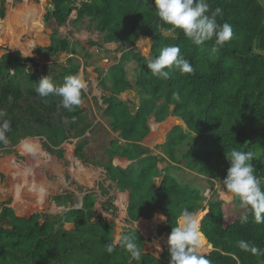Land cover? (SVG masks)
Segmentation results:
<instances>
[{"label": "trees", "instance_id": "obj_1", "mask_svg": "<svg viewBox=\"0 0 264 264\" xmlns=\"http://www.w3.org/2000/svg\"><path fill=\"white\" fill-rule=\"evenodd\" d=\"M0 2V19H4V0ZM40 3L46 10L45 24L54 21L57 27L64 26L75 13L74 26L87 18L102 35L104 44L121 42L131 47L126 51L122 48L116 64L111 58L102 60L106 64L103 65L105 76L102 70L95 69L98 86L111 92V96L102 99L107 106L102 116L109 120L111 131L118 133L107 155L136 161L125 170L110 164L105 166L107 178L116 182L121 191L129 193L130 222L150 220L159 210L166 223L152 233L162 241L157 243L166 244L180 211L186 208L195 213L202 209L204 202L200 188L182 184L169 173L162 176L156 188L154 179L161 175L157 163L163 157L150 155L151 151L140 144L148 134L150 116L161 123L173 115L192 134L187 135L180 126H174L167 133L161 148L171 162L183 164L184 168L209 180H219L226 177L230 166L225 159L228 151L232 148L250 151L255 175L264 187V2L208 0L210 10L223 9L217 22L232 26V37L223 46L215 45L214 39L197 46L179 30L162 31L159 27L162 22L155 16L154 0H41ZM165 32H172L173 37L165 36ZM57 34L54 31L49 45L36 47L35 52L71 55L73 59L60 65V72L47 66L39 72L34 60L22 57L19 52H8L0 58V112L5 113L0 123H10L6 133L8 143L0 142L3 154L10 153L22 139L40 138L44 151L62 158L58 148L70 139H79L75 157L86 162L83 138L91 125L83 115L81 103L69 112L62 106L60 97L41 98L33 84L47 75L56 85L62 84L66 76H78L81 65L74 58L79 54L66 37ZM140 37L150 41L149 58L133 49ZM88 45L97 44L89 41ZM172 45L179 46L194 71L182 74L169 69L166 80L152 76L147 68L149 59ZM83 57L90 56L85 53ZM128 62L135 65L133 84L126 79L124 64ZM128 89H135L139 97L133 114L128 104L117 98ZM86 96L83 89L81 99ZM119 140H124V144L120 145ZM178 146L185 148L181 159ZM51 200L61 206L71 205L61 215L36 213L27 219L15 216L7 206L0 208V264H169L168 246L156 257L146 249L151 242L138 231L131 230L121 237H130L138 244L142 252L139 261L121 247L120 240L115 244L113 224L95 217L94 195L86 193L79 209L72 208L73 194L52 196ZM237 205V200L226 203L210 198L207 201V213L202 211L199 228L203 247L198 253L212 248L205 254L211 264H264V255H253L238 247V242L244 240L264 250V224L255 223L251 213H247L248 222L242 224L241 216L235 211ZM65 223L73 224L74 229H64ZM107 244L113 245V253L106 252Z\"/></svg>", "mask_w": 264, "mask_h": 264}, {"label": "crops", "instance_id": "obj_2", "mask_svg": "<svg viewBox=\"0 0 264 264\" xmlns=\"http://www.w3.org/2000/svg\"><path fill=\"white\" fill-rule=\"evenodd\" d=\"M26 9V8H25ZM24 9V10H25ZM31 11H34V14L38 15L40 13L38 10H33L30 8H27ZM29 11V12H30ZM27 14V13H25ZM10 15L7 14L6 24H5V31L9 30L10 28V21L8 18H11ZM26 17V15H24ZM37 18V17H36ZM37 23V22H36ZM8 28V29H7ZM165 35V33H164ZM93 42V41H92ZM50 43V42H49ZM101 45V49L105 52H107V55L111 58L110 61L113 62V64H116L118 60L120 59L122 55V48H124V51L130 50L131 47L124 44V43H99ZM96 48V47H95ZM133 49L140 53L142 56L146 57L150 53V41L149 39H145L144 37H140L139 40L134 45ZM107 57V56H106ZM103 58V57H102ZM149 58V57H146ZM95 60H97L96 56H93L89 58L87 61V65L85 67L83 64H81V67L78 72V76L83 80L84 83H87V86H90V82L92 87L90 96L91 99L95 98L94 102L90 101V103H87L85 106L82 104L81 109L84 110V116H86L87 123L91 125L90 131H88L84 135V148L83 152L85 154L86 162H83L81 160H78L75 157V148L76 144L79 141V139H70L67 142L63 143L58 149H61L62 158H58L55 154L51 155L43 150L42 144H30L28 142H24L26 144H29V149H26L22 143L19 149H11V152L8 154H3L2 151H0V172L2 174H5V171H8L9 173H12L14 171H26L22 175V180L19 184V186H23V190L28 193L26 196V201H22L23 203H27L26 209L20 208L19 204L13 205V200L11 201L12 205L9 204L4 196V192L2 189V183L0 178V208L2 206H7L11 208L14 212V215L19 218H29L31 215L36 213H42L47 214V210L40 212V210H34L36 207L42 206L44 208L47 204V200L50 201V205H47L45 209H52L51 204L54 203V207H63L66 210L62 213H58L56 215H61L68 211L70 208V203H68L66 206H61L56 204L54 201L51 200V197L47 196V191L51 189L50 186H52V182L48 180L49 176H54L57 179V188H62L64 190L63 194L69 193L73 194L75 198L78 196L79 203H75L72 208L79 209L82 205L83 197L86 193H89L91 195H94L96 200L94 204L93 211L95 212V217H100L103 220H107L108 222L112 223L114 226L113 231V237L114 240L118 241L120 240L123 233H127L131 230L138 231L142 235V231L137 228L138 222H143L146 224H143L142 228H148V234L151 233L153 230L155 232V229L159 226H164L166 223V220H161L160 216H165L159 211H155L152 218L150 220L146 219H138L136 221L130 222L127 215V205H128V192L127 191H121L118 188V185L116 182H112L107 178L106 168L105 166L107 164H110L113 168L125 170L128 167H132L136 164L135 160H128L127 158L120 157V156H113L109 157L107 155V150L110 148V143L118 136V133H113L110 130L109 120L102 116L104 110L106 109V105H103L102 99L107 98L111 96L110 91H104L102 88L98 86V75L95 73V69L99 68L103 71V76H105L106 69L103 68V65H106L104 62L97 60L98 62L93 63ZM132 65L131 63H125L124 67H128V65ZM127 71V70H126ZM127 75V73H126ZM87 77L88 80L84 81ZM129 79V82L133 84V82L130 80L131 76H127ZM90 80V82H89ZM87 94V93H86ZM88 97V95H87ZM117 98L123 102H126L128 104V107L130 108L132 114L134 111L138 108L139 103V97L136 93L135 89H128L122 92ZM96 105L98 107H96ZM172 111V108L170 109V112ZM98 113H101V116L98 115ZM103 117V118H101ZM147 126H148V134L141 140L140 144L142 147H145L149 149L150 155L152 156H158L163 157L162 161H159L157 163L158 170L161 172V175L158 178L154 179V184L156 185V188H158L161 184L162 176L166 173L171 174L174 178L177 179L178 182H183L185 184L195 185L197 188L203 189L205 182L209 183V181H212V187L217 189L218 192V199H221V196L225 197L223 200L226 203L231 202V199L229 195L225 194V191L223 190V186L216 182V180H209L208 178L197 174L194 171H191L189 169H186L183 167V164H176L174 162H171L167 157H165L163 150L161 146L164 145L166 141V135L167 133L174 127V126H180L184 132H187V128L184 125V123L177 117L173 115H169L163 122L156 123L153 116H150L147 119ZM100 130H103V134L107 133V138L100 136ZM190 136V135H189ZM110 137V139H109ZM119 144H124V140H119ZM41 142V140H40ZM27 146V147H28ZM92 157V158H91ZM177 168V171L174 169ZM41 174H44V178H42ZM18 177H21L20 175ZM198 179L200 181L199 185H196L194 183V180ZM74 183L76 186L81 187V193L79 195L76 194V191L73 189L68 188V183ZM210 184V183H209ZM214 185V186H213ZM41 189L43 191H41ZM80 189V188H79ZM206 190V189H205ZM19 190H17L18 192ZM30 191V192H29ZM63 194H54L56 195H63ZM99 197V198H98ZM100 197L105 202V204H101L102 201H100ZM74 198V200H75ZM228 199V201H227ZM16 200H19L16 198ZM107 200V205H106ZM209 199L205 200L203 202V207L200 210H197L194 214L195 216L200 213V219L202 218V211H205L207 213V201ZM76 204H79V206L74 207ZM1 210V209H0ZM33 211V212H29ZM46 212V213H45ZM49 214H52L48 212ZM54 215V214H53ZM198 219V218H197ZM149 222V224H147ZM164 224H163V223ZM201 222V221H200ZM63 228L66 230H73V224L65 223L63 225ZM118 230V232H117ZM117 232V233H116ZM115 233V235H114ZM153 235H155L153 233ZM167 237V236H163ZM168 238V237H167ZM151 246L155 244L156 241L162 242L160 239L154 238L150 239ZM201 240V239H200ZM115 242V241H114ZM167 244V243H166ZM202 244V241H201ZM165 245V243L163 244ZM203 245V244H202ZM168 246V245H167ZM152 248V247H151ZM212 249V248H211ZM211 249H209L206 253L208 254Z\"/></svg>", "mask_w": 264, "mask_h": 264}, {"label": "clouds", "instance_id": "obj_3", "mask_svg": "<svg viewBox=\"0 0 264 264\" xmlns=\"http://www.w3.org/2000/svg\"><path fill=\"white\" fill-rule=\"evenodd\" d=\"M154 11L155 16L162 22L159 25L162 31L179 30L186 39L197 46L213 39L215 45L223 46L233 34L231 24L217 22V16H222L223 9L217 7L210 10L208 0H154ZM147 68L152 76L165 80L170 76L169 69L182 74L194 71L190 62L181 54L179 46L175 45L162 48L159 55L148 62ZM33 84L36 93L41 98L50 95L60 97L62 106L69 112L81 103V92L86 88L83 80L77 75L66 76L60 85L54 84L49 75L41 77ZM4 115L5 113L0 112V117ZM9 130L8 121L0 123V142L8 143L6 133ZM225 159L230 166L226 177L222 182L219 181L225 194L237 200L239 207L246 213H251L255 223L264 224V187L255 175V168L252 164L253 154L250 151L245 152L232 148L225 155ZM160 219L165 218L160 216ZM240 222L247 223L248 215H242ZM199 228L200 220L195 214L186 208L182 209L176 226L172 227L167 238L169 264H211L205 255L198 253L201 235ZM146 238L149 240L148 237ZM119 242L132 259L136 261L141 259V249L132 238L124 236ZM238 247L253 255H264V250L244 240L238 242ZM105 249L108 254L114 251L112 244H107Z\"/></svg>", "mask_w": 264, "mask_h": 264}, {"label": "rangeland", "instance_id": "obj_4", "mask_svg": "<svg viewBox=\"0 0 264 264\" xmlns=\"http://www.w3.org/2000/svg\"><path fill=\"white\" fill-rule=\"evenodd\" d=\"M40 1L41 0H4L3 6L5 9V17H4V19H0V21H1L0 23L2 24V28L0 30V58L5 53H8V52H10V53L19 52L22 57L33 59L34 62L38 65V71L39 72L42 71V67H46V66L48 67V69L60 72L59 71L60 65L66 64V60L69 58L73 59L71 57V55H68L66 53H58L57 55L52 56L51 54H49L46 51H42L40 53L35 52L36 47L45 48L49 45L50 35H52V33L54 31H57V33H58L57 36H59L61 38L66 37L67 40L70 42L71 47L77 51V53L79 55L74 59L76 61H78L80 63V65L82 63L85 64V62H86V64H88L87 60L93 56H96L97 60H99V62L100 61L102 62V60H104V61L108 60L110 58L107 55V53H105V51H103L101 49L102 44L96 43V42L103 43L102 42V35L99 32H97L93 23H90L87 18L82 19L81 21H79L77 23V25L74 26L73 20L75 19V13H72V15L69 17L68 21L65 23L64 26L57 27L54 21H51L50 23L45 24L43 21V16L46 13V10L44 9V7H43L42 3H40ZM139 1H141V0H139ZM261 1L264 2V0H261ZM0 5H1V2H0ZM27 8H30L33 10H38L40 12L36 16L37 19L35 20V23H34V29L28 28L27 23L25 22L27 20V15H28L25 13H27V11L29 10ZM7 14L8 15L11 14V16H10L11 18H8V20H11V21L9 24L10 25L9 30L5 31ZM24 15H26V17H24ZM165 36L173 37V33L172 32H165ZM89 41H93L97 45L90 46V45H88ZM85 53L89 54L90 57H88V58L83 57L85 55ZM146 57H149V54ZM97 60H95L93 63L98 62ZM28 66L32 70H35V68L31 64H28ZM134 68H135L134 64L133 65L129 64L128 67H126L127 71L125 73H127V75H126L127 81H129L127 76H131L130 80L133 82L134 77H135ZM11 73H12V71H11ZM86 80H88L87 77L85 78L84 81H86ZM89 82H90V80H89ZM85 85H86V88L84 90L86 91L88 97L86 96V98L81 99V105L83 104L84 106L87 103H90V101H93V103H95L94 102L95 98L91 99V97H89L90 92H91L90 88L92 87L91 82H90V86L89 85L87 86V83H85ZM96 107H98V106L96 105ZM98 115L101 116V113H98ZM101 118H103V117H101ZM100 136L107 138L108 135H107V133L103 134V130H100ZM109 139H110V137H109ZM40 140H41L40 138H25V139H22L15 147H12L11 149L12 150L19 149L21 144L24 142H28L30 144L38 145L39 143L41 144ZM28 145L29 144H26V143L23 144V146L26 149L30 148V146H28ZM181 147L182 146H178V149H180V151H181L179 154V159H181L182 153L185 151V148L184 147L181 148ZM174 170L177 171V168ZM25 172L26 171H14L12 173H9L8 171H5L4 172L5 174H2L0 172V178H1L2 189H3L2 192L5 193L3 197H5V200L11 205H12V203H11L12 200H13L14 206H15V204L17 205L20 203L19 206L22 209H26L27 203H23L22 201H24V200L26 201L25 198H26L28 193L25 191V189L23 190V186L20 187L19 184L21 181H23L22 175ZM19 175L21 177H18ZM41 176L43 179H45L44 174H41ZM48 180H50L52 182V186H50L51 189L49 190V192L48 191L46 192L47 196L51 197L54 194H59V195L63 194L64 190L60 187L57 188L58 186L56 185L57 184L56 177L49 176ZM219 181L222 182L223 179L216 180V182H219ZM180 183L183 184V182H180ZM194 183L196 185H199L200 181L198 179H195ZM191 186H193L192 188H195V189L197 188V186H195V185H191ZM68 188L76 191L77 195H79V193L82 192L81 187L76 186L73 182L68 183ZM17 190H19V191L17 192ZM201 190L203 192L204 201L207 199H210V198H217L218 197L217 189L212 187V185L207 183V181L205 182V185H204L203 189H201ZM16 198H18L19 200H16ZM74 198H75V196H74ZM224 199H225V197L221 196L220 200L223 201ZM47 201L48 202H47L46 206L50 205L49 204L50 201L49 200H47ZM74 201H75V203H79L78 196H77V198H75ZM100 201H102L101 204H103V205L105 204V202L102 200L101 197H100ZM227 201H228V199H227ZM229 201H228V203H229ZM128 202H129V200H128ZM106 205H107V200H106ZM46 206L44 208H42V206H39L38 208L36 207V209L34 208L33 211L40 210V212H43V211L47 210L48 212L52 213V215L53 214L56 215V214L62 213L66 210V208L64 209L63 207H56L55 208L54 203L51 204L52 209H48V208L45 209ZM77 206H79V204H76L74 207H77ZM33 211H29V212H33ZM235 211L240 216L247 214L244 209H241L239 207V205H237ZM48 212H47V214H49ZM196 218H198V220H201V219H199L200 213H198L196 215ZM144 224H146V223H144ZM147 224H149V222H147ZM142 227H143V224H140V223L137 224V228H139L142 231V233L146 237H148V235H147L148 234V230H147L148 228L146 229L145 227L144 228H142ZM117 232H118V230H117ZM114 235H115V233H114ZM114 241H115V244H117V240H114ZM167 245L168 244L163 245V244L155 242V244H153L152 246H147L146 249L149 252H151L154 256L158 257L161 254L163 247H165ZM202 247H203V245L200 243V247L198 248V250H200ZM199 254L205 255L207 253H199Z\"/></svg>", "mask_w": 264, "mask_h": 264}, {"label": "bare ground", "instance_id": "obj_5", "mask_svg": "<svg viewBox=\"0 0 264 264\" xmlns=\"http://www.w3.org/2000/svg\"><path fill=\"white\" fill-rule=\"evenodd\" d=\"M30 10H28L27 11V20L25 21L26 23H27V27L28 28H32V29H34V23H35V20L37 19L36 18V14H34V11H32V13H31V11L29 12ZM33 44V43H32ZM151 233H152V231H151ZM201 243V242H200Z\"/></svg>", "mask_w": 264, "mask_h": 264}, {"label": "water", "instance_id": "obj_6", "mask_svg": "<svg viewBox=\"0 0 264 264\" xmlns=\"http://www.w3.org/2000/svg\"><path fill=\"white\" fill-rule=\"evenodd\" d=\"M151 59H152V58H150L149 61H150ZM186 134H187V135H192L189 131H187ZM165 220H166V218H165ZM148 238H149V240H150L151 238L153 239V238H154L153 233H150V234L148 235Z\"/></svg>", "mask_w": 264, "mask_h": 264}]
</instances>
